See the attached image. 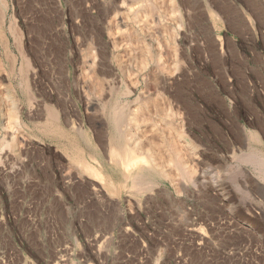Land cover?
Instances as JSON below:
<instances>
[{"label": "rangeland", "instance_id": "rangeland-1", "mask_svg": "<svg viewBox=\"0 0 264 264\" xmlns=\"http://www.w3.org/2000/svg\"><path fill=\"white\" fill-rule=\"evenodd\" d=\"M138 3L112 92L85 60ZM0 91V264H264V0H0Z\"/></svg>", "mask_w": 264, "mask_h": 264}, {"label": "bare ground", "instance_id": "bare-ground-1", "mask_svg": "<svg viewBox=\"0 0 264 264\" xmlns=\"http://www.w3.org/2000/svg\"><path fill=\"white\" fill-rule=\"evenodd\" d=\"M153 1V0H152ZM122 5H124V4H122ZM121 4H120V7L118 6V8H115V10L113 11L114 12V15L113 16H111L110 17V20H108V21H106L107 23H108V28L107 27H105V28H107L106 29V37H107V44L105 45V46H103V47H98V46H96L95 48H93V50H92V54L91 53H89V55H88V57H86V62H85V64H86V67H87V69L89 70V72H91V73H89V74H91V76H92V73H101V74H105V73H107L108 74V70H109V68L110 67H112V68H114V70H115V76H116V78H114L113 79V81H105L104 83H103V85H104V88H110L111 90H112V92H114L113 90L115 89L116 90V88H119L121 85H123V82L125 81H129L130 83H132L133 84V79H131V76L130 75H132V73L130 74V75H127V74H129V72L127 73V72H125V70H124V67H125V65H127V63H129L128 61H130V58H131V55H132V53H131V49H130V45L128 44V42L125 40L124 41V39H125V36L126 37H128L127 35L128 34H130V33H128V34H125L126 32H124L123 30H121L120 28V30L119 29H114V28H112V27H110V26H112V23H113V21L114 22H116V25L117 26H121V27H123L124 29L128 26L129 27V25L127 24L128 23V20L130 19L131 21L133 20V24H137V25H140V22H142L141 21V18L139 17V10H140V8H142L141 6V4H137V5H135V6H132V4L130 5V6H122ZM129 5V4H128ZM114 7H115V5H114ZM114 9V8H113ZM108 16V15H107ZM171 17V16H170ZM173 17V16H172ZM107 18V17H106ZM175 19H176V17H175ZM174 20V19H173ZM131 21H129V22H131ZM130 24V23H129ZM132 24V23H131ZM105 26H106V24H105ZM127 27V29L129 30V28ZM132 27V26H131ZM136 27V26H135ZM139 27V26H138ZM116 28V27H115ZM128 30H126V31H128ZM131 30V29H130ZM129 30V31H130ZM130 37V36H129ZM132 37V36H131ZM128 40V39H127ZM101 43V42H100ZM127 54V58H125V56L123 55V54ZM91 54V55H90ZM132 61H133V59H132ZM131 61V62H132ZM146 65V64H145ZM150 65V64H149ZM135 66V65H134ZM142 66V65H141ZM144 66V65H143ZM145 67V66H144ZM147 68V67H146ZM141 69V68H140ZM139 69V70H140ZM147 69H149V68H147ZM152 69V68H151ZM143 70V69H142ZM155 71V70H154ZM164 71V70H163ZM139 72V71H138ZM146 72V71H145ZM112 73H113V70H112ZM162 73V72H161ZM163 73H166V72H163ZM113 74V75H114ZM134 74V73H133ZM149 74H150V76H151V78L153 79V81L156 83V84H158V82L160 81V77H159V75L158 74H156L155 72H149ZM149 74H147V75H149ZM167 74V73H166ZM97 75H99V74H97ZM143 75V74H142ZM146 75V74H145ZM161 75V74H160ZM168 75V74H167ZM111 76V75H110ZM133 76V75H132ZM149 76V77H150ZM162 76V75H161ZM117 77H118V79H117ZM136 77V76H135ZM142 77V76H141ZM148 77V76H147ZM166 77V76H165ZM95 78V77H94ZM105 78V77H104ZM132 78H134V77H132ZM24 79V78H23ZM117 79V82L115 81ZM135 79V78H134ZM152 79H150V81L152 80ZM161 79H164V77H162ZM112 80V79H111ZM167 80V79H166ZM115 81V82H114ZM136 81V80H135ZM134 81V83L136 84V82ZM153 81H152V84H153ZM162 81V80H161ZM101 82H103V80L101 81ZM128 82V83H129ZM117 83H120L121 85L119 86V87H116L115 85L117 84ZM97 84H98V82H97ZM156 84L154 85V86H156ZM102 85V84H101ZM128 85V84H127ZM130 85V84H129ZM147 86V85H146ZM83 87V86H82ZM102 87V86H101ZM98 88H100V87H98ZM128 88V87H127ZM132 88V87H131ZM110 89H108V90H110ZM3 90V89H2ZM9 90V89H8ZM121 90V89H120ZM124 90V92H126L125 91V89H123ZM127 90V89H126ZM131 90V89H130ZM134 90V89H133ZM21 91H22V93L24 92V90L23 89H21ZM106 91V90H105ZM108 92V91H107ZM123 92V91H122ZM145 92H147L146 90H145ZM7 93V92H6ZM136 93V92H135ZM143 94H145L144 92H142ZM142 93H140V95H141V97L143 96V94ZM107 94V93H106ZM117 94V93H116ZM123 95H124V93H123ZM122 95V96H123ZM119 97V96H118ZM110 98V97H109ZM137 98V97H136ZM114 99V98H113ZM0 100H2V102H3V104L2 105H4V106H14V102L15 101H13V100H10L8 97H7V95L6 94H4L2 91H0ZM135 101V100H134ZM92 102V101H91ZM91 102H89L88 104H90ZM133 102V101H132ZM94 103V102H93ZM111 103V102H110ZM136 103V102H135ZM92 104V103H91ZM90 104V105H91ZM116 106V105H115ZM131 106V105H130ZM130 106H128V107H130ZM135 106V105H134ZM114 107V106H113ZM132 107V106H131ZM137 108V107H136ZM126 109V108H125ZM135 108H133V110H134ZM116 111V110H115ZM127 111V110H126ZM130 111V110H129ZM48 112V111H47ZM117 112H121V110L119 111V109H118V111ZM50 113V112H49ZM112 113V112H111ZM133 114H134V112H132ZM136 113V112H135ZM114 113H112V120H113V122H112V124H114V127L112 126V128L111 129H114L115 128V130H114V132H117V130L119 131L120 130V133H121V128L119 127L120 125H121V123H124V122H122L124 119V121L126 122L127 120H126V118H124V116H123V114H120V115H118L119 113H117V115L115 114V116L113 115ZM132 115V114H131ZM127 116H129V115H127ZM126 116V117H127ZM135 116H138L137 114H135ZM50 117L52 118L53 116H51L50 115ZM129 118V117H128ZM133 119H135V117L133 116ZM132 120V117L131 118H129L128 119V125H127V128H131L132 127V122L133 121H131ZM146 121V120H145ZM134 122H137L138 123V121H134ZM141 124V123H140ZM140 124H138V128H139V125ZM8 125V124H7ZM122 126V125H121ZM117 127V128H116ZM124 127V130H125V132H126V128H125V126H123ZM122 127V128H123ZM133 128V127H132ZM134 129V128H133ZM136 129V128H135ZM124 130H123V132H124ZM132 130V129H131ZM139 130V129H138ZM113 134V133H112ZM128 134V133H127ZM131 134V133H130ZM118 135V134H117ZM116 135V136H117ZM126 135V134H125ZM133 135V134H132ZM113 136V135H112ZM119 136V135H118ZM121 136V135H120ZM114 138V137H113ZM112 138V139H113ZM133 138V137H132ZM116 139V138H115ZM250 139L251 140H253V141H259L258 140V137H257V135H255V134H253V133H251L250 134ZM135 140V139H134ZM133 140V142H135ZM115 142V141H114ZM118 142V141H117ZM131 142V141H130ZM121 143V142H120ZM130 144V143H129ZM131 144H133V143H131ZM135 145V144H134ZM121 147V146H120ZM133 148V147H132ZM131 148V149H132ZM4 149V148H3ZM119 149V148H118ZM137 149V148H136ZM0 150H1V148H0ZM5 150V149H4ZM120 150V149H119ZM134 150V149H133ZM1 155V154H0ZM256 157H258V156H256ZM112 159H113V157H112ZM253 159L254 158H252V155H250V156H248V160H246L245 161V163L246 164H254V163H252L253 162ZM177 160V159H176ZM113 161V163H114V166H118V167H120L121 169H123L124 171H128L129 169H133V168H136V167H138V166H140V167H144L145 165H146V161L143 159V158H141V157H138L137 155H135L133 152H129L128 151V149L127 148H124V149H122L121 150V153H118L117 152V154H116V156H115V159L114 160H112ZM255 162V161H254ZM179 163V162H178ZM256 163V162H255ZM256 165V164H255ZM254 165V166H255ZM258 165V164H257ZM113 166V167H114ZM263 166V165H262ZM139 167V168H140ZM258 167V166H257ZM89 168H91V167H89ZM138 169V168H137ZM97 172V171H96ZM95 172V173H96ZM183 172V171H182ZM98 173V172H97ZM184 174V173H183ZM101 175V174H100ZM137 176H136V180H133L134 181V183H137V182H139V181H141L140 180V177H139V173H137L136 174ZM98 177V176H97ZM100 179H101V177H100ZM142 179V178H141ZM263 180H264V177H263Z\"/></svg>", "mask_w": 264, "mask_h": 264}]
</instances>
